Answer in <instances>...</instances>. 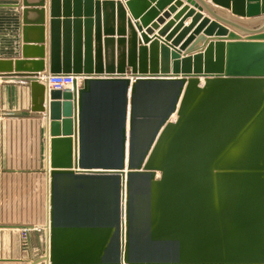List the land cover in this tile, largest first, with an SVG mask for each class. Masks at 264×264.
<instances>
[{
	"label": "water",
	"instance_id": "95a60500",
	"mask_svg": "<svg viewBox=\"0 0 264 264\" xmlns=\"http://www.w3.org/2000/svg\"><path fill=\"white\" fill-rule=\"evenodd\" d=\"M173 1L125 0L135 22L114 0L13 4L23 6L21 57L0 58V77L27 79L33 111L46 113L53 183L58 176L90 172L73 168L85 163L83 97L91 83L124 85L121 168L130 87L131 93L141 82L172 88L135 159L130 137V171L118 185L115 226L59 223L53 194L47 248L30 264H264V0H212L236 17L263 21L256 27L204 0L186 2L208 16L177 1L181 10L166 22L175 7L162 17L156 8ZM188 17L192 21L184 26ZM114 22L124 36L115 41L107 37L116 34ZM40 73H71L80 80L73 90H49ZM46 94L52 101L45 103ZM133 116L131 111L130 133ZM137 175L145 176L140 198L132 192Z\"/></svg>",
	"mask_w": 264,
	"mask_h": 264
},
{
	"label": "crops",
	"instance_id": "0c3cea01",
	"mask_svg": "<svg viewBox=\"0 0 264 264\" xmlns=\"http://www.w3.org/2000/svg\"><path fill=\"white\" fill-rule=\"evenodd\" d=\"M114 1H120L127 11V16L131 17L125 0ZM177 1L194 8L186 0H174L161 9L156 8L159 17H162L170 7H175ZM204 1L218 13L232 16L245 26L256 27L263 22L247 21L249 18L236 17L231 10L214 4L212 0ZM17 3H20V0H0V58L21 57L23 6L13 5ZM156 4L157 2H153L152 6ZM200 7L194 9L205 17L208 16L205 9L199 10ZM181 8L182 6L177 5L175 12L166 18V22L173 19ZM131 19L135 22L132 17ZM191 21L192 17H188L184 26H188ZM164 25L159 24V29ZM117 26L118 23L114 22L116 34L107 36L114 41L124 37L117 34ZM157 32L155 29L154 35ZM127 37L130 40L128 34ZM210 37L213 36H206L207 39ZM126 45L130 46L129 42ZM110 46L113 47L114 53L116 48L117 58V44L113 43ZM198 51L199 49L189 54ZM46 54L49 55V49ZM131 71L132 67L127 66L126 76L131 77ZM201 81H204L203 77ZM171 95L172 88L164 83L141 82L136 86L134 93H131L130 87L126 122V159L124 167L121 168L120 132L123 124L124 85L115 80L91 83L83 97L82 136L85 163L82 167L73 168L90 172L58 176L53 183L50 167V121L46 113L33 111V92L27 79L0 77V264H30L39 257L34 254L35 251H45L53 194L55 216L59 223L71 226L97 224L113 226L117 216L118 185L123 179L127 180V171H130V137L133 136L132 148L135 159L162 117ZM48 101L52 100L46 94L45 103ZM131 111L134 114L132 133ZM135 169L136 166H132L131 171ZM116 171H124L122 174L124 177L119 179L116 173L121 172ZM159 178L160 172H157L156 179ZM144 186L145 176H133L132 192L138 195L137 198L142 197ZM33 225H40L43 229L30 232V247L24 249L21 229ZM112 244L111 239L108 245Z\"/></svg>",
	"mask_w": 264,
	"mask_h": 264
},
{
	"label": "built area",
	"instance_id": "2783aa9c",
	"mask_svg": "<svg viewBox=\"0 0 264 264\" xmlns=\"http://www.w3.org/2000/svg\"><path fill=\"white\" fill-rule=\"evenodd\" d=\"M39 80L46 84L50 90H73L74 83L80 80V77L71 73H40ZM40 225H33L21 229L22 246L24 249L30 247V232L41 231Z\"/></svg>",
	"mask_w": 264,
	"mask_h": 264
},
{
	"label": "rangeland",
	"instance_id": "374dc122",
	"mask_svg": "<svg viewBox=\"0 0 264 264\" xmlns=\"http://www.w3.org/2000/svg\"><path fill=\"white\" fill-rule=\"evenodd\" d=\"M37 251H39V250H37ZM37 251H35L36 253L33 252L36 256H38ZM30 252H32V251H30ZM33 253H32V254H33Z\"/></svg>",
	"mask_w": 264,
	"mask_h": 264
},
{
	"label": "bare ground",
	"instance_id": "6f19581e",
	"mask_svg": "<svg viewBox=\"0 0 264 264\" xmlns=\"http://www.w3.org/2000/svg\"><path fill=\"white\" fill-rule=\"evenodd\" d=\"M173 117L175 118V117H176V114H173L172 118H173Z\"/></svg>",
	"mask_w": 264,
	"mask_h": 264
}]
</instances>
